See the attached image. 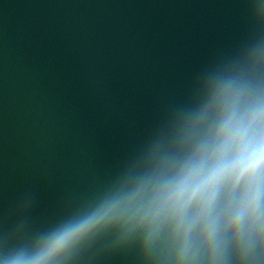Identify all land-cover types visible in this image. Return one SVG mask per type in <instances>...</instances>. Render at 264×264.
Instances as JSON below:
<instances>
[{
  "label": "water",
  "instance_id": "water-1",
  "mask_svg": "<svg viewBox=\"0 0 264 264\" xmlns=\"http://www.w3.org/2000/svg\"><path fill=\"white\" fill-rule=\"evenodd\" d=\"M254 0H0V239L98 191L194 76L264 35ZM77 264H145L101 240Z\"/></svg>",
  "mask_w": 264,
  "mask_h": 264
},
{
  "label": "clouds",
  "instance_id": "clouds-1",
  "mask_svg": "<svg viewBox=\"0 0 264 264\" xmlns=\"http://www.w3.org/2000/svg\"><path fill=\"white\" fill-rule=\"evenodd\" d=\"M253 15L264 22V0ZM145 264H264V35L202 68L111 178L0 264H77L101 240Z\"/></svg>",
  "mask_w": 264,
  "mask_h": 264
}]
</instances>
